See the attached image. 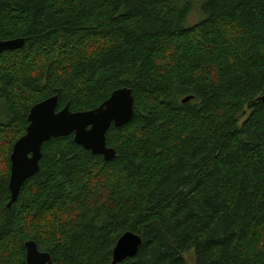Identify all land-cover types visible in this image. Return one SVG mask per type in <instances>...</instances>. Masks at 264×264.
<instances>
[{
    "label": "trees",
    "instance_id": "obj_1",
    "mask_svg": "<svg viewBox=\"0 0 264 264\" xmlns=\"http://www.w3.org/2000/svg\"><path fill=\"white\" fill-rule=\"evenodd\" d=\"M15 38L0 54V264H25L28 240L53 264H110L126 232L142 242L120 264H264V0H0V40ZM124 87L115 158L50 139L6 207L30 108L56 95L87 111Z\"/></svg>",
    "mask_w": 264,
    "mask_h": 264
},
{
    "label": "water",
    "instance_id": "obj_2",
    "mask_svg": "<svg viewBox=\"0 0 264 264\" xmlns=\"http://www.w3.org/2000/svg\"><path fill=\"white\" fill-rule=\"evenodd\" d=\"M23 45L21 38L0 40V54ZM190 99L186 97L182 102ZM57 106L58 97L53 95L34 104L28 112L25 133L13 144L9 156L8 208L17 200L22 185L37 172L43 143L72 136L76 145L108 162L115 158L116 152L106 145L107 131L111 126L120 128L126 125L134 115V98L126 87L114 90L103 103L91 110L72 112L69 106L60 110ZM141 242L135 233L122 234L113 248L110 264H120L134 257ZM24 249L25 264H53L50 254L40 251L33 240L26 241Z\"/></svg>",
    "mask_w": 264,
    "mask_h": 264
},
{
    "label": "rangeland",
    "instance_id": "obj_3",
    "mask_svg": "<svg viewBox=\"0 0 264 264\" xmlns=\"http://www.w3.org/2000/svg\"><path fill=\"white\" fill-rule=\"evenodd\" d=\"M190 16H189V22L190 23H195L199 18H200V11H199V8H198V5H196L192 11L190 12ZM0 106H2L0 104ZM4 111L3 109L0 107V122H4L5 121V117H4ZM192 251L185 254L184 255V258L185 260L187 261L188 264H193V255H192Z\"/></svg>",
    "mask_w": 264,
    "mask_h": 264
}]
</instances>
